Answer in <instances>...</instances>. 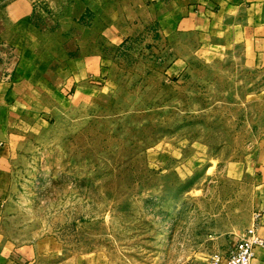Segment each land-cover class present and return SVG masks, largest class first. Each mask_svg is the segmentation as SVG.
Masks as SVG:
<instances>
[{"label": "rangeland", "instance_id": "374dc122", "mask_svg": "<svg viewBox=\"0 0 264 264\" xmlns=\"http://www.w3.org/2000/svg\"><path fill=\"white\" fill-rule=\"evenodd\" d=\"M109 23L90 15L33 36L37 53L66 62L39 68L100 64L88 66L85 97L21 139L1 186L5 254L21 264H209L261 213L264 69L193 39H126ZM176 56L189 62L173 69Z\"/></svg>", "mask_w": 264, "mask_h": 264}, {"label": "crops", "instance_id": "0c3cea01", "mask_svg": "<svg viewBox=\"0 0 264 264\" xmlns=\"http://www.w3.org/2000/svg\"><path fill=\"white\" fill-rule=\"evenodd\" d=\"M90 15L109 18L108 30L116 36L155 31L176 45L193 39L196 50L219 51L225 57L243 53L264 69V0H0V204L3 178L21 139L36 136L68 102L85 97L88 66L100 64L93 57L80 61L77 72L39 68L66 62L46 47L37 53L33 36L67 33L68 22ZM188 62L176 56L173 69ZM261 204L258 232L264 239V198ZM4 246L0 229V264H21L5 254ZM254 264H264V248H257Z\"/></svg>", "mask_w": 264, "mask_h": 264}, {"label": "built area", "instance_id": "2783aa9c", "mask_svg": "<svg viewBox=\"0 0 264 264\" xmlns=\"http://www.w3.org/2000/svg\"><path fill=\"white\" fill-rule=\"evenodd\" d=\"M260 214L253 226L247 229L225 254L215 255L209 264H254L257 248H264V239L259 235Z\"/></svg>", "mask_w": 264, "mask_h": 264}]
</instances>
